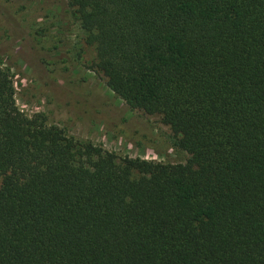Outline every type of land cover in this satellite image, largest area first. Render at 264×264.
I'll use <instances>...</instances> for the list:
<instances>
[{
    "label": "trees",
    "instance_id": "obj_1",
    "mask_svg": "<svg viewBox=\"0 0 264 264\" xmlns=\"http://www.w3.org/2000/svg\"><path fill=\"white\" fill-rule=\"evenodd\" d=\"M67 1L107 87L188 159L77 142L0 60V264H264V0Z\"/></svg>",
    "mask_w": 264,
    "mask_h": 264
},
{
    "label": "rangeland",
    "instance_id": "obj_2",
    "mask_svg": "<svg viewBox=\"0 0 264 264\" xmlns=\"http://www.w3.org/2000/svg\"><path fill=\"white\" fill-rule=\"evenodd\" d=\"M85 39L67 0H0V60L17 107L121 159L185 163L160 116L130 109L107 87Z\"/></svg>",
    "mask_w": 264,
    "mask_h": 264
}]
</instances>
